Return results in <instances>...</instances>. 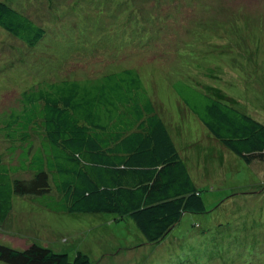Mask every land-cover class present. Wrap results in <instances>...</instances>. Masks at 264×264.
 I'll use <instances>...</instances> for the list:
<instances>
[{
	"label": "trees",
	"instance_id": "trees-1",
	"mask_svg": "<svg viewBox=\"0 0 264 264\" xmlns=\"http://www.w3.org/2000/svg\"><path fill=\"white\" fill-rule=\"evenodd\" d=\"M69 1L62 5L51 0H0V45L13 38L30 51L1 61L5 70L24 66L25 59L27 64L41 61L42 73L47 75L21 93L18 108L0 111V228L22 221V212H16L18 204L14 202L29 198L51 211L53 218L44 224L66 223L61 214H112L116 222L129 218L143 236L144 245H161L186 215L208 211L204 190L183 155L185 150L188 156L193 152L191 142L183 143L187 147L182 154L172 131L181 134L183 129L172 124L161 100L149 93L144 75L130 64L137 53L124 56L122 40L130 37L132 44L136 41L143 47L164 34L165 27L169 32L192 24L189 40L174 44L181 50L199 35L195 27L208 34L202 11L216 7L199 8V0H110L112 4L101 12L100 0H88L79 10ZM260 1L245 0L243 6L250 9ZM163 4L172 8L171 14L161 15ZM33 5L47 10L51 17L43 18L46 12L44 16L32 15ZM91 8L101 12L102 21ZM183 8L185 19L173 15ZM263 17L260 12L255 19L259 27H264ZM42 19L49 21L42 23ZM65 26L71 29V53L67 55L54 45L58 38L55 30ZM259 30L257 49L261 53L264 30ZM240 42L234 41L235 46ZM164 53L160 58L167 55ZM207 62L205 68L216 67ZM199 65L195 61L192 69L198 72L188 74L190 83L184 72L173 83L180 98L181 118L184 120L186 111L193 113L207 129L212 144L247 164L264 162V122L248 114L240 99L212 86L211 80L222 81L221 76L207 73L208 77ZM197 75L204 76L199 79L205 78L204 82ZM2 95L0 102L4 101ZM18 152L16 160L5 159L8 153ZM192 157L196 158L194 153ZM101 223L99 219L85 228L94 229ZM0 234L7 232L0 229ZM19 242L23 249L0 243V262L93 264L87 252L75 249L73 241L64 242L69 246L63 252L38 244L32 237L27 245ZM158 256L163 260L161 251Z\"/></svg>",
	"mask_w": 264,
	"mask_h": 264
},
{
	"label": "rangeland",
	"instance_id": "rangeland-1",
	"mask_svg": "<svg viewBox=\"0 0 264 264\" xmlns=\"http://www.w3.org/2000/svg\"><path fill=\"white\" fill-rule=\"evenodd\" d=\"M51 1H58L63 5L65 0ZM87 1L70 0L69 5L71 7L75 5V10H79ZM245 3V0H237L232 4L229 0H199L196 3L199 8L216 7L207 12L202 11L204 13L202 16L207 19L204 29L208 34H205V31L200 32L195 27L199 35L193 37L192 42L189 41L190 43L181 50L174 44H185L189 40V29L194 30L191 28L192 24L186 23L185 27L183 26L185 31L184 28L177 26L173 31L168 32V28L164 26L166 32L143 47H140L136 41L132 44L130 37L122 40V44L126 47L123 51L124 56L126 53H137L136 59L130 64L144 75L147 88L151 91L149 93L151 95L155 93L159 97L157 99L161 100L163 108L169 113L172 124L183 129L181 134L180 130L172 131L174 141L181 148L182 154L187 147L184 142H191L194 148L189 156L186 150L183 155L191 175L204 190L203 197L208 213L186 215L161 245H144L143 236L134 225L132 226L133 223L129 218L116 222L112 214L93 216L61 214L62 220L66 223L50 226L44 224L53 218L50 210L29 198H17L14 205L18 204L16 212L18 214L22 212L20 217L23 219L19 223L8 222L9 225L0 228L5 234L7 232L6 235L0 234V243L23 249L19 241L27 245L32 237L38 244L49 245L63 252L64 247L69 246L64 242L69 240L73 241L75 249L87 252L93 264H179L180 262L182 264H262L264 262V162L255 161L247 164L229 150L212 144L207 129L193 113L186 111L184 120L181 118L180 98L173 87V83L181 78L182 72L187 81L191 82L187 76L190 72L192 75L198 72L192 69L196 61L206 74L215 73L216 77L221 76L222 81L218 80L216 83L215 79H209L212 86L240 99L243 102L241 107L248 114L264 122V46L261 53L257 49L258 30L260 29L262 33L264 27H259L255 21L260 16V12L264 13V0L259 4H253L250 9L243 6ZM111 4L110 0H100L98 9L104 12L105 6ZM161 8H163L162 16L172 13V8L166 4ZM91 9L94 16L101 20V12ZM30 11L34 16H44L46 12L43 18H48L47 15L51 17L47 10L44 12L35 5ZM184 11L185 8L179 14L174 11L173 15L182 18ZM48 21V19L41 20L42 23ZM70 30L69 26L55 30L58 38L54 41V45L64 55L71 53L68 47ZM234 41L241 42L236 47ZM7 44L0 45V50L3 48L4 51L0 54V96L4 94L2 95L4 101L0 102V111L4 110L1 108H18L21 93L47 76L42 73L45 71L40 66L41 61L27 64L24 59L21 64L26 66L13 68L11 72L10 69L5 70L1 61L18 58L23 52H27V55L30 53L25 44L13 38L9 39ZM218 44L223 46H217ZM163 52L167 55L164 53L166 56L160 58ZM209 60L216 67L205 68L203 65ZM53 61L55 62L54 59ZM18 63L19 61L17 65ZM5 73L9 75L1 76ZM202 77L204 76L197 75L198 80ZM204 80L205 78L199 81L204 82ZM228 83L236 87L230 88ZM2 149L0 143V150ZM193 153L195 159L192 157ZM18 154L19 152L15 155L8 153L5 159L13 157L16 160ZM21 178L27 177L21 176ZM99 219L102 225H97L94 229L85 228L90 223L98 222ZM30 223H33L34 229L30 227ZM160 251L163 260L158 256ZM0 264L5 263L0 262Z\"/></svg>",
	"mask_w": 264,
	"mask_h": 264
}]
</instances>
